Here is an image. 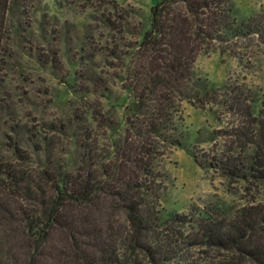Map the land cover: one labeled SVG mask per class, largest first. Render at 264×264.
Masks as SVG:
<instances>
[{
	"label": "trees",
	"instance_id": "obj_1",
	"mask_svg": "<svg viewBox=\"0 0 264 264\" xmlns=\"http://www.w3.org/2000/svg\"><path fill=\"white\" fill-rule=\"evenodd\" d=\"M11 3L0 0V64ZM213 50L237 58L245 68L264 57V9L240 15L233 0H158L122 67L126 110L118 127L110 129L107 153H97L89 126L81 133L74 122L52 126L70 130L77 148L63 163L54 157L49 133L18 124L25 139L4 134L0 264H125L130 259L124 256L136 252L149 264L169 262L181 241L155 230H169L167 221L190 220L177 212L161 219L165 185L156 166L170 147L183 144L177 132L183 102L228 117L218 133L222 147L209 164L264 194V86L238 79L221 88L209 84L194 66L200 54ZM3 104L0 95V114ZM194 222L200 241L194 239L192 246L218 253L189 264H264V201L253 197L230 221L204 210Z\"/></svg>",
	"mask_w": 264,
	"mask_h": 264
},
{
	"label": "rangeland",
	"instance_id": "obj_2",
	"mask_svg": "<svg viewBox=\"0 0 264 264\" xmlns=\"http://www.w3.org/2000/svg\"><path fill=\"white\" fill-rule=\"evenodd\" d=\"M157 1L12 0L4 61L0 64V95L5 106L0 114V141H7L4 134L23 139L25 133L18 124L33 126L39 134L53 135L54 157L63 163L77 148L70 130L53 131L52 126L74 122L81 133L89 126L96 138L97 153H107L110 129L118 127L126 110L122 67L131 45L148 28L150 7ZM233 2L240 15L264 9V0ZM194 68L197 75L216 87L221 88L229 79L264 86L263 56L245 68L237 58L213 50L200 54ZM181 116L177 132L183 144L170 147L156 170L165 185L160 195L161 219L177 212L190 222L167 221L169 230L162 226L155 230L156 235L181 241L165 264H189L210 252L217 255V250L209 246H192L194 239L200 241L194 221L202 211L213 212L225 222L253 197L264 201V194L250 183L228 178L209 164L210 155L222 147L223 138L218 133L228 117H218L214 108H197L187 102L182 104ZM123 259H130L125 264H149L141 252ZM219 259L216 256L215 260Z\"/></svg>",
	"mask_w": 264,
	"mask_h": 264
}]
</instances>
